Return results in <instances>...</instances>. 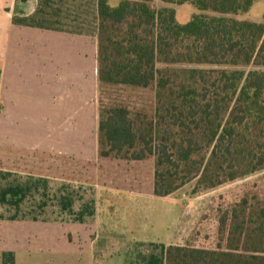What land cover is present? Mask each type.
Listing matches in <instances>:
<instances>
[{
    "label": "trees",
    "instance_id": "obj_1",
    "mask_svg": "<svg viewBox=\"0 0 264 264\" xmlns=\"http://www.w3.org/2000/svg\"><path fill=\"white\" fill-rule=\"evenodd\" d=\"M190 4L186 23L154 0H97L101 159L153 161V195L192 194L264 170L263 21L236 18L257 0H158ZM148 89L150 113L100 96ZM194 245H170L165 264H264V193L218 207ZM207 238V240H206Z\"/></svg>",
    "mask_w": 264,
    "mask_h": 264
},
{
    "label": "crops",
    "instance_id": "obj_2",
    "mask_svg": "<svg viewBox=\"0 0 264 264\" xmlns=\"http://www.w3.org/2000/svg\"><path fill=\"white\" fill-rule=\"evenodd\" d=\"M97 33V0H0V182L11 178L0 184V209L13 210L0 216V264H165L167 247L186 241L179 219L190 212L153 195L151 159L132 163L150 162L145 175L130 167L58 182L66 159L98 157ZM35 154L53 155L57 167L25 183L4 171ZM48 178L58 181L45 195ZM39 183L42 201L29 212L51 219L19 215ZM118 196L141 214L119 216ZM163 200L168 211H156Z\"/></svg>",
    "mask_w": 264,
    "mask_h": 264
},
{
    "label": "rangeland",
    "instance_id": "obj_3",
    "mask_svg": "<svg viewBox=\"0 0 264 264\" xmlns=\"http://www.w3.org/2000/svg\"><path fill=\"white\" fill-rule=\"evenodd\" d=\"M119 0H108V4L112 7L118 4ZM153 6L156 8L160 7H167L171 8L175 12L176 21L180 24L186 23L191 19L193 14L198 13L195 8L190 4H164L159 2L158 0H154ZM263 14H264V0H257L253 7L244 14L237 15L236 18L243 19V20H250L254 22H261L263 21ZM103 100L107 98L122 100L126 103L132 104L136 109L142 112L150 113L151 108L153 106V94L151 90L148 89H132L128 87H113L107 88L102 91L100 95ZM15 161L12 165H9L8 168L4 171H9L12 174V178L17 183H25V181L31 177L35 179H42L40 175H46L47 170H51L52 168L57 167L58 160L53 157V155L49 154H35L34 158L30 156L29 159L26 157H15ZM133 161H121L115 159H101L98 158L92 161H82V162H75L73 159H66V162L63 166H65V175L63 178L65 180H54L52 178L46 179V181H50V186L47 185V192L45 195L53 194L55 183L63 182L70 187L77 186L79 181H76L77 176L80 175L84 178V176H90L91 173L96 174L98 172L109 173L113 171H130L131 168H135ZM149 163L143 164V166H139L138 170L143 175L144 173L149 174ZM130 165V166H127ZM139 165V164H138ZM131 167V168H130ZM132 169V170H133ZM8 173V172H7ZM39 175V176H38ZM7 177V176H6ZM11 178L7 177L4 179L3 182L0 184H7ZM2 187L0 186V189ZM95 189V187H94ZM193 183H189L182 187L180 190L176 191L173 195L169 196L170 198L176 199L177 203L180 206H185V210L188 209L190 214L188 216L186 214H182L181 218L179 219V228L183 230V232L187 235L186 242H190L194 245H200L202 242H205L203 237L199 238L198 232L196 231L201 224L202 220L203 223H209L213 221L215 216V210L218 207L224 208L227 205H230L244 195H255V194H263L264 193V170L258 171L241 179H237L233 182L225 183L215 189L212 190H205L200 191L196 194H192ZM42 186L41 183L37 184L30 193H25L24 200L21 205V209L23 212L19 215H23L26 218L31 217L33 215H37L38 219H51L54 216L52 213H49L46 210L43 213H33L29 212L30 210H34L32 207L36 206L38 202L42 201ZM55 195V194H54ZM7 199H10V195L6 196ZM44 196V200H45ZM47 199L50 198L47 196ZM117 201H119V205L121 211L119 212V216L121 214L125 215L130 209V219H133L132 215L141 214L140 212H133L131 211L132 204L135 201L128 200L126 198H121L118 196ZM53 204V203H51ZM130 204V205H129ZM157 206V210L163 209L166 212L168 211L167 207H163V205H169L168 201L163 200L157 201L153 204ZM51 206V205H50ZM184 210V211H185ZM13 213V210L7 209V206H4L0 209V216H10ZM173 217V213L171 218ZM163 218V217H162ZM136 220V219H134ZM157 221V220H156ZM207 240V238H206ZM184 243V244H185Z\"/></svg>",
    "mask_w": 264,
    "mask_h": 264
}]
</instances>
